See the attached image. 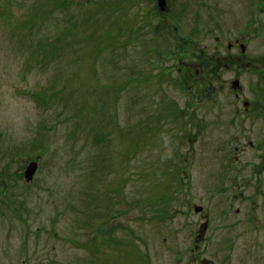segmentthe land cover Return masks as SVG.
<instances>
[{
    "label": "rangeland",
    "instance_id": "rangeland-1",
    "mask_svg": "<svg viewBox=\"0 0 264 264\" xmlns=\"http://www.w3.org/2000/svg\"><path fill=\"white\" fill-rule=\"evenodd\" d=\"M56 1L0 0V264H264V79L222 59L264 12Z\"/></svg>",
    "mask_w": 264,
    "mask_h": 264
},
{
    "label": "flooded vegetation",
    "instance_id": "flooded-vegetation-1",
    "mask_svg": "<svg viewBox=\"0 0 264 264\" xmlns=\"http://www.w3.org/2000/svg\"><path fill=\"white\" fill-rule=\"evenodd\" d=\"M241 1H242V4L244 5V8L246 7L245 9L252 7L253 9L258 10V12H261V11L264 12V0H241ZM233 2L234 1L229 0V2H228L229 8L232 7ZM226 6H227V4H225V8H226ZM203 9L206 10L205 18H204L205 20L214 18L216 16V13H215L216 8L213 9L212 13L209 12V14H207L206 6H203ZM219 10H221L220 14H221V12H223L225 10L224 7L221 6L220 1L218 3V7H217V11H218L217 15L219 14ZM251 16H252V13L250 12V17ZM250 17L249 18L243 17L244 19L242 21L237 22V24H239V25H241L243 22L244 27L246 28L247 32L245 34H243V32L238 31L237 37L233 40V42L232 43L229 42L226 45V48L228 49L229 53L224 54L223 55L224 57L222 59H225L224 61L229 60L228 62L236 63L238 65V68H239L238 72L239 71L241 72V71L247 70L250 67L251 68L253 67L255 69V71H257V73H259L261 75V77L264 79V22H259V23L254 24L251 21ZM215 41L218 45L219 41L217 38L215 39ZM252 47L254 49H256L255 52L252 50ZM258 50L260 51L259 55L256 54ZM232 52H234V54H231ZM200 57H203V56L201 55ZM222 59H220L218 61H221ZM226 67L227 66H225V68ZM239 74L240 73H238V76H239ZM237 81L239 83L237 88H241L240 82L238 79H237ZM236 99H238L237 96H236ZM255 99H256L257 103L264 102V86H262L258 89L257 93L255 94ZM247 105L249 106L248 102L243 103L244 108H248ZM255 105H257V104H255ZM255 108H258V106ZM245 111H247V109H245ZM260 158L262 159V157H260ZM259 170L261 171V169H259ZM253 173L257 174L258 173L257 169H255ZM259 186H261V187H259ZM256 188H257L256 189V198L250 199V202H251L250 203V209L247 210V211H249V213L242 214L243 212L246 211L244 208V202L246 199H241L240 206L242 208L239 210L238 209L236 210L237 216L240 215V213L242 214L241 216H242L243 221L245 218H248L249 222H250L256 217L255 214H253L254 206L257 205L256 200L258 198L257 195H259L258 193L261 190H264V182H263V184H261V182H258ZM233 189H235V183L233 184ZM239 196H242L241 192L237 193L235 195V198H238ZM263 205H264V203H263ZM257 214H258V212H257ZM259 214H261V217L264 219V210H261V213H259ZM236 227H237V224L234 228H236ZM224 233H228V232H224ZM262 235H263V237H262L261 243L264 246V233L263 232H262ZM230 239L233 241L234 238H232V236H231ZM258 240H260L259 236L254 240L253 246L258 247ZM235 241L236 240L234 239V242ZM226 242L227 243L225 244V246L228 247L230 240H228ZM254 252H256V251H254ZM254 252H253V254H254ZM251 253H249L247 255V260H244L241 256L242 254L240 253L239 262L241 264H248V260H249V257L251 256ZM246 254L247 253H245V256H246ZM255 257H256V255H255ZM226 259L227 258L225 257L224 260H226ZM207 264H211V263L207 262Z\"/></svg>",
    "mask_w": 264,
    "mask_h": 264
},
{
    "label": "water",
    "instance_id": "water-1",
    "mask_svg": "<svg viewBox=\"0 0 264 264\" xmlns=\"http://www.w3.org/2000/svg\"><path fill=\"white\" fill-rule=\"evenodd\" d=\"M79 1V0H77ZM157 5L160 11L164 10L165 8V0H157ZM234 86H238V81L234 82ZM38 169V164L35 161L30 162L23 173L24 181L29 184L33 181V178L35 176V173ZM195 212H199V209H196Z\"/></svg>",
    "mask_w": 264,
    "mask_h": 264
},
{
    "label": "trees",
    "instance_id": "trees-1",
    "mask_svg": "<svg viewBox=\"0 0 264 264\" xmlns=\"http://www.w3.org/2000/svg\"><path fill=\"white\" fill-rule=\"evenodd\" d=\"M53 2H54V7L55 6H59V5H61V4H59V3H57V1L56 0H53ZM65 7V5H63L62 7H60L61 8V10L63 9ZM53 8V7H52ZM39 16H36V15H33V22H35L37 19H39L38 18ZM89 18H91L92 19V22H93V17L90 15V17ZM88 18V19H89ZM86 24H89V22H86V21H84ZM91 22V23H92ZM66 28V27H65ZM70 30V29H69ZM56 32H58V30L56 31ZM68 32V31H67ZM62 35H63V33L61 34V37H62ZM59 35L57 36V37H54V44H52V45H50V44H47V46H48V55L50 56V57H52V56H54V53H56V52H58V48L60 47H63V45L64 44H66L65 43V41H62L60 38H61ZM59 45V46H58ZM162 75V74H161ZM144 120H146V118L144 119Z\"/></svg>",
    "mask_w": 264,
    "mask_h": 264
},
{
    "label": "bare ground",
    "instance_id": "bare-ground-1",
    "mask_svg": "<svg viewBox=\"0 0 264 264\" xmlns=\"http://www.w3.org/2000/svg\"><path fill=\"white\" fill-rule=\"evenodd\" d=\"M256 147H257L258 149H260V147H262V145L258 143Z\"/></svg>",
    "mask_w": 264,
    "mask_h": 264
}]
</instances>
